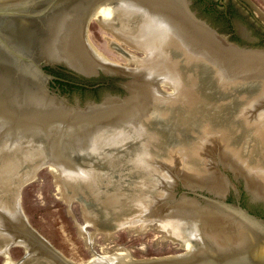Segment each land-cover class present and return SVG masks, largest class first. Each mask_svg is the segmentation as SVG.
<instances>
[{"label": "water", "instance_id": "water-1", "mask_svg": "<svg viewBox=\"0 0 264 264\" xmlns=\"http://www.w3.org/2000/svg\"><path fill=\"white\" fill-rule=\"evenodd\" d=\"M222 1L0 0V254L22 252L11 264L93 261L62 256L26 219L32 182L64 154L88 173H59V190L99 235L169 226L203 248L122 264H264V32ZM92 19L148 60L132 71L100 57Z\"/></svg>", "mask_w": 264, "mask_h": 264}, {"label": "rangeland", "instance_id": "rangeland-1", "mask_svg": "<svg viewBox=\"0 0 264 264\" xmlns=\"http://www.w3.org/2000/svg\"><path fill=\"white\" fill-rule=\"evenodd\" d=\"M254 1L264 14V6L260 0ZM87 37H90L91 46L99 52L100 57L121 67L133 69V57L141 60L147 58L146 52L119 39L118 32L99 27L97 19L90 21ZM64 155L67 159H63V163L53 164V167L47 169L43 179L32 182L26 199L27 221L62 256L89 263L95 254L102 258L96 262L93 260L91 264H122L129 260L187 253L161 226L146 225L119 234L99 235L97 224L87 223L80 204L68 200L62 195V190H59V173H88V164H82V158ZM6 253L10 261L8 264L22 256L20 247L12 248ZM5 260L0 254V264L5 263Z\"/></svg>", "mask_w": 264, "mask_h": 264}, {"label": "bare ground", "instance_id": "bare-ground-1", "mask_svg": "<svg viewBox=\"0 0 264 264\" xmlns=\"http://www.w3.org/2000/svg\"><path fill=\"white\" fill-rule=\"evenodd\" d=\"M135 47V46H134ZM137 50H143L144 52H145V50L144 49H141V48H138V47H135ZM147 57V56H146ZM132 61H133V63H134V65H135V68H133V69H128L127 67H122L124 70H132V71H136L137 70V66H138V64L141 62V61H144V60H148V58H145L144 60H141V59H139V58H135V57H133L132 59H131ZM129 61V60H128ZM63 159L64 160H66L67 158H66V156L65 155H62L55 163L57 164H59V163H63ZM55 163H54V165H55ZM53 167V166H52ZM56 166H54V168H55ZM54 168H53V171L55 172V170H54ZM51 170V169H50ZM62 173V172H61ZM55 174H56V172H55ZM162 228H164L166 231H167V233L169 234V236L171 237V238H173V236H172V231H171V227H169V226H161ZM177 242H179L180 244H181V246H183V249L184 250H186L187 251V255H186V257H193V256H198V255H202L203 254V248H202V246H201V244H200V242L199 241H177ZM5 255V263H3V264H8V262H10L9 260H8V258H7V256L8 255H6V253L4 254ZM114 256V255H113ZM102 257H100V256H97V255H95L94 254V259L93 260H95V262L97 261V260H100ZM113 258V257H112ZM120 258H122V257H120ZM104 259V258H103ZM118 259V258H117Z\"/></svg>", "mask_w": 264, "mask_h": 264}, {"label": "flooded vegetation", "instance_id": "flooded-vegetation-1", "mask_svg": "<svg viewBox=\"0 0 264 264\" xmlns=\"http://www.w3.org/2000/svg\"><path fill=\"white\" fill-rule=\"evenodd\" d=\"M219 1V0H218ZM222 1V0H221ZM237 4L243 8L245 11L248 12V14L251 16V18L254 20V22L263 30L264 32V19H263V15H261L260 13L257 12V8L254 6V4H252L251 2L247 1V0H236ZM261 4L264 6V0H260ZM223 3V1H222ZM240 3L244 4L246 6V8H248L249 10H247L244 6H242ZM49 73H51V71L47 70ZM58 84V83H57ZM57 84L55 86H57ZM76 86V85H75Z\"/></svg>", "mask_w": 264, "mask_h": 264}]
</instances>
